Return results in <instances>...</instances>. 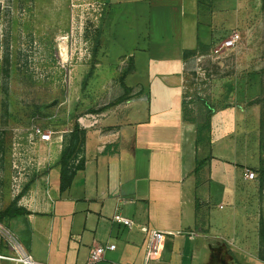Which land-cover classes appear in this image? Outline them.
Returning <instances> with one entry per match:
<instances>
[{
    "label": "crops",
    "instance_id": "crops-1",
    "mask_svg": "<svg viewBox=\"0 0 264 264\" xmlns=\"http://www.w3.org/2000/svg\"><path fill=\"white\" fill-rule=\"evenodd\" d=\"M198 2L188 1L197 12ZM184 5L181 1L175 9L174 42L161 37L152 57L150 46L145 52L156 70H147L142 82L127 83L136 73L135 57H128L132 72L123 76L118 93L127 88L130 98L91 119H78L86 131L84 165L66 191L59 192L55 166L61 146H49L47 156L41 154L39 164L47 160V169L37 168L39 177L17 203L28 214L4 220L36 264H88L89 251L107 245L115 249L94 264H144L149 230L163 232L164 238L156 259L147 264H264L257 259L264 191L259 193L257 178L243 179L244 170L258 162L250 166L240 157L218 167L216 186L210 169L193 172L197 157L208 148L204 143L195 146L194 125L184 116L182 53L197 46L184 47ZM153 10L165 31L170 9ZM14 198L0 203V211ZM114 215L131 225L115 223ZM9 256L11 249L0 242V264H17L1 258Z\"/></svg>",
    "mask_w": 264,
    "mask_h": 264
},
{
    "label": "rangeland",
    "instance_id": "rangeland-1",
    "mask_svg": "<svg viewBox=\"0 0 264 264\" xmlns=\"http://www.w3.org/2000/svg\"><path fill=\"white\" fill-rule=\"evenodd\" d=\"M181 1H185L184 47L197 43L209 47L205 54L186 59L184 66L187 118L196 119L204 103L214 109L209 148L197 162H204L201 169L211 170L212 186L222 165L239 162L240 157L250 166L257 164L259 108L249 105L259 96V73L264 71L261 0H199L198 12L189 0H0L1 204L41 172L37 168L47 160L39 164V159L41 154L47 156L49 146L62 150L68 145L75 121L107 112L109 104L125 95L118 90L131 68L128 57L134 56L136 62L128 84L142 82L147 70H156L145 52L151 47L152 57L161 37L174 42V13ZM152 9H170L165 31ZM98 29L101 42L93 62ZM234 33L240 36L239 43L222 49L223 41ZM228 103L238 104L247 116L238 108L224 107ZM37 129L50 135V141L40 142ZM82 151L81 146L75 149L71 165ZM211 212L216 216L217 207L212 205Z\"/></svg>",
    "mask_w": 264,
    "mask_h": 264
},
{
    "label": "trees",
    "instance_id": "trees-1",
    "mask_svg": "<svg viewBox=\"0 0 264 264\" xmlns=\"http://www.w3.org/2000/svg\"><path fill=\"white\" fill-rule=\"evenodd\" d=\"M264 3V0H261ZM262 8H264V4H262ZM101 29H98L97 35L94 39V49L92 52L93 62L97 60V51L100 46V38H101ZM209 47L207 45L197 43V46L193 50H185L182 53V57L184 60L189 57L195 55H202L208 51ZM130 65L131 60H130ZM93 68V67H92ZM132 72V67L126 72L124 75ZM92 76V71H90L86 77L89 80ZM261 78L259 96L255 99L253 103H250L249 106H256L259 108V117L257 121L256 129L258 131V165L255 168L250 169L256 176L258 180V191L261 193L264 191V71L259 73ZM85 85V82L83 83ZM129 90L125 88V95L116 99L114 102L109 104L107 108H111L121 104L124 101L128 100ZM205 106V107H204ZM204 109L198 111L196 115V119H189L184 114L185 119L194 125V144L198 146L204 143L207 148H209V131H210V115L214 109H210L205 103L203 105ZM224 107H228V105H224ZM86 131L79 128L76 121L73 123L72 131L69 133L68 145L63 147L60 152L59 158L55 164V166L59 167V192L66 191L73 180V177L77 171L83 169L84 160L80 157L79 161H77L76 165H71L75 160L74 153L75 149L79 146L83 148L85 142ZM204 162H196L194 173L198 174V171L202 167ZM44 174V173H42ZM39 176L32 177V179L22 188L21 192L10 202V204L3 210L0 211V222L4 224L5 219L27 215L28 213L21 208H17V203L20 198L29 190L30 186ZM199 185V181L196 182V187ZM196 201V200H195ZM198 209V203L195 202V210ZM258 239H259V250L257 253V259L264 263V219L259 220L258 225Z\"/></svg>",
    "mask_w": 264,
    "mask_h": 264
},
{
    "label": "built area",
    "instance_id": "built-area-1",
    "mask_svg": "<svg viewBox=\"0 0 264 264\" xmlns=\"http://www.w3.org/2000/svg\"><path fill=\"white\" fill-rule=\"evenodd\" d=\"M240 41V36L237 33H234L229 39L223 41L221 48L222 49H232L234 48ZM217 53L218 51H214ZM36 134L39 137L41 142H49L50 135L40 133V130H36ZM243 179L252 181L256 179V175L250 170H244ZM113 221L117 224H122L124 226L131 225V222L127 219L122 218L120 215H114ZM146 255L144 259V264L149 263L150 261L155 260L154 256L158 255L163 238L164 233L155 230H149L146 235ZM0 242L5 243L11 249V256L9 257H1L2 259H6L8 261L17 263V264H36L31 256L27 253L21 243L11 234V232L6 228L4 224L0 222ZM115 249L114 245L107 246H98L92 248L89 251V259L88 264H94L101 260L102 256L106 251H113Z\"/></svg>",
    "mask_w": 264,
    "mask_h": 264
}]
</instances>
